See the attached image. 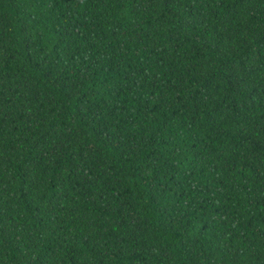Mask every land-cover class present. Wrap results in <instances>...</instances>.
Returning <instances> with one entry per match:
<instances>
[{"label": "trees", "instance_id": "16d2710c", "mask_svg": "<svg viewBox=\"0 0 264 264\" xmlns=\"http://www.w3.org/2000/svg\"><path fill=\"white\" fill-rule=\"evenodd\" d=\"M0 264H264V0H0Z\"/></svg>", "mask_w": 264, "mask_h": 264}]
</instances>
